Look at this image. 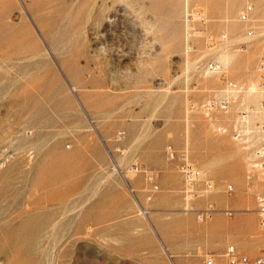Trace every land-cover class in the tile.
Masks as SVG:
<instances>
[{
  "label": "rangeland",
  "instance_id": "obj_1",
  "mask_svg": "<svg viewBox=\"0 0 264 264\" xmlns=\"http://www.w3.org/2000/svg\"><path fill=\"white\" fill-rule=\"evenodd\" d=\"M263 52L264 0H0V264L264 255Z\"/></svg>",
  "mask_w": 264,
  "mask_h": 264
},
{
  "label": "built area",
  "instance_id": "obj_2",
  "mask_svg": "<svg viewBox=\"0 0 264 264\" xmlns=\"http://www.w3.org/2000/svg\"><path fill=\"white\" fill-rule=\"evenodd\" d=\"M252 12V5L250 2L244 3L239 11H238V18L241 20H246L249 18ZM205 68L207 70H219V64L218 62L214 60H208L205 63ZM257 69L262 73V76L264 74V52L260 54L258 61H257ZM223 77V75H221ZM235 85L231 81H226L224 80V88L223 89H234ZM221 91V90H220ZM219 91V92H220ZM219 93L214 95V97H210L206 99L205 102L201 104V108L205 109V111H208L211 108L214 107H219L222 109H225L227 107V99L226 97H223L220 95L218 96ZM216 97V98H215ZM240 117L242 118L243 114H239ZM240 122L242 121L241 119L239 120ZM239 123V122H238ZM264 125H260V133L258 140L252 145L251 147V155L255 159L254 164H256L260 169L264 171ZM233 137L237 139H243L245 138V134L243 133V128L241 127H236L233 130ZM165 155L169 159H173L176 157L175 151L167 145L165 148ZM181 161L178 163V168L181 170L183 175L185 176L186 179L191 180L194 178L196 174V170L193 168V166L182 159L180 157ZM209 183L207 184V187H209ZM228 189L231 188V185L227 186ZM208 210V209H207ZM259 213H260V221L261 223L264 222V204H262L259 208ZM198 217L200 214H197ZM223 263L224 264H264V255H256L253 257H249L244 253L238 252L235 247L232 244H228L224 247L223 249ZM202 264H214V259L211 255L205 254L202 259H201Z\"/></svg>",
  "mask_w": 264,
  "mask_h": 264
},
{
  "label": "bare ground",
  "instance_id": "obj_3",
  "mask_svg": "<svg viewBox=\"0 0 264 264\" xmlns=\"http://www.w3.org/2000/svg\"><path fill=\"white\" fill-rule=\"evenodd\" d=\"M219 71V70H218Z\"/></svg>",
  "mask_w": 264,
  "mask_h": 264
}]
</instances>
